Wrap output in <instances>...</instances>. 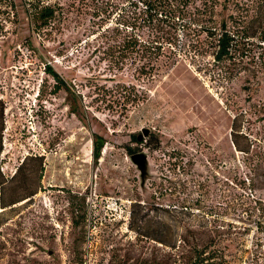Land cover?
<instances>
[{
    "label": "rangeland",
    "instance_id": "374dc122",
    "mask_svg": "<svg viewBox=\"0 0 264 264\" xmlns=\"http://www.w3.org/2000/svg\"><path fill=\"white\" fill-rule=\"evenodd\" d=\"M11 2L0 0V197L37 192L0 226V264H177L175 252L130 229L134 202L151 214L155 205H188L217 228L225 264H264V45L252 39L247 56L215 61L207 40L196 43L200 26L179 23L160 57L136 46L116 61L101 35L121 15L135 18L143 42L154 44L167 28L144 21L141 4ZM38 5L54 6L56 17L40 26ZM214 12L216 20L254 17L264 29V4L217 0ZM46 64L68 89L55 88ZM237 114L249 154L231 143ZM140 151L143 182L130 159Z\"/></svg>",
    "mask_w": 264,
    "mask_h": 264
},
{
    "label": "trees",
    "instance_id": "16d2710c",
    "mask_svg": "<svg viewBox=\"0 0 264 264\" xmlns=\"http://www.w3.org/2000/svg\"><path fill=\"white\" fill-rule=\"evenodd\" d=\"M95 1L101 8L104 7L103 3H105V6H108L112 2V0ZM127 1L134 3L135 6L138 3L143 6L144 21L151 22L153 19H156L165 24L167 28L157 37L154 44L152 42H143V40L140 41L139 36L133 31L135 18L121 15V17L116 19L117 21L114 24L106 25L101 35L104 42L109 46L108 52L113 55L116 61H120L127 55H130L136 46L142 47L141 56L150 57V54L148 55L146 51L154 47L153 53L155 57H160L164 54L162 50L163 44L165 42L171 43L174 37L173 32L177 30L179 23L181 28L189 27L190 24L194 23V25L200 26L199 29H196L195 34L197 37L204 34V40L197 39L196 43L198 45H200V42L204 44L205 40H207L208 46L206 47H214L213 55L215 61L225 58L232 60L236 52L240 58L247 56V53L251 49L250 44L252 42L250 40L252 39H258L259 43H261L259 45H264V29L262 26L255 24L254 20L256 19L254 17L250 18L247 22H244L242 18L228 21L224 16L216 20L215 14L220 13L214 12L217 0H201L203 6L201 9L198 8L196 12L188 9L189 5L194 4L196 0ZM250 1L251 7H254V9L264 4V0ZM10 4L12 5V2ZM222 7L225 10L226 4H223ZM207 12H210L209 20L204 23L202 17ZM32 16L40 26H43L56 17V8L51 5H38L35 6ZM260 55L264 63V47ZM44 69L53 74L57 80L56 89H59L60 86L68 89L65 79L57 74L50 64H46ZM130 100H134V98H130ZM70 109L72 112H76L75 106H71ZM3 110V106L0 105L1 123ZM240 117L241 114H237L232 119L230 139L236 151L249 154L252 152L254 146H252L251 140L241 130L242 121ZM93 137L97 139L96 141H98V137L102 138L99 134H94ZM19 168L20 166L17 170ZM36 192L37 190L35 189L25 190L22 196L9 201H4L0 197L1 208L3 209L0 211V226L9 218L8 214L13 209L12 206L14 204L31 197ZM152 209L155 211L153 214H151V208L138 202L132 203L130 209V229L143 238L153 240L164 248L175 252L176 255H173V258L177 264H225L218 248L219 238L215 234L217 228L208 222L206 218L200 216L201 219H199L196 217L198 214H195L196 212L185 204L168 207L155 205ZM140 264H164V262L142 260Z\"/></svg>",
    "mask_w": 264,
    "mask_h": 264
},
{
    "label": "water",
    "instance_id": "95a60500",
    "mask_svg": "<svg viewBox=\"0 0 264 264\" xmlns=\"http://www.w3.org/2000/svg\"><path fill=\"white\" fill-rule=\"evenodd\" d=\"M141 131L142 134L138 135V140H140L143 135L146 136L149 130L148 128H143ZM130 159L140 171V178L141 181L143 182L145 180L148 170V159L146 153L143 151L132 153L130 154Z\"/></svg>",
    "mask_w": 264,
    "mask_h": 264
}]
</instances>
